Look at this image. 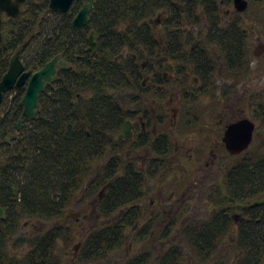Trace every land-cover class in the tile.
<instances>
[{
    "label": "trees",
    "instance_id": "16d2710c",
    "mask_svg": "<svg viewBox=\"0 0 264 264\" xmlns=\"http://www.w3.org/2000/svg\"><path fill=\"white\" fill-rule=\"evenodd\" d=\"M87 1L75 0L61 14L49 9L50 0H28L19 18L4 23L0 81L24 46L22 60L31 75L58 56L68 68L60 69L41 94L36 118L23 114L27 82L14 89L10 113L0 122V194L14 202L8 201L0 238L16 233L22 217L52 221L78 193L93 195L104 188L105 197L97 206L104 223L85 237L77 264H194L183 248L167 246L175 220L161 225L151 216L141 223L148 182L136 163L112 150L118 144L112 135L130 118L128 107L142 100L145 80L154 87H171L172 78H185L193 66L202 83L193 90L208 95L216 82V54L224 76H241L250 67L249 33L240 15L226 19L222 0H94L89 24L77 28L74 19ZM49 15L58 20L53 27L45 25ZM161 29L163 40L157 35ZM93 31L98 37L95 53L89 43ZM183 97L190 103L197 99L185 89ZM254 107L259 137L264 134V102L254 101ZM235 120L229 113L222 117L221 139L226 124ZM157 150L168 154L167 148ZM236 159L226 173L225 195L210 199L215 208L208 219L181 228L200 264H227L215 257L229 237L233 216L240 219L234 244L244 253L236 264H264V149ZM14 189L19 192L15 198ZM57 230L29 242L34 249L28 264H65L56 252L62 236ZM131 231L136 241L150 247L133 258L126 253ZM4 258L0 252V264H13Z\"/></svg>",
    "mask_w": 264,
    "mask_h": 264
},
{
    "label": "rangeland",
    "instance_id": "374dc122",
    "mask_svg": "<svg viewBox=\"0 0 264 264\" xmlns=\"http://www.w3.org/2000/svg\"><path fill=\"white\" fill-rule=\"evenodd\" d=\"M228 2V0H222L223 15L228 20L233 19L234 15V18L240 15L239 20L243 22V26L249 33L251 61L247 71L244 70L241 76L235 78L224 76V64L220 56L216 54L215 58L218 62L216 82L215 87L212 86L211 93L208 95L198 94L193 90V86L200 88L202 86L193 66L189 67L190 72L188 71L186 79L172 78L171 87L163 89L154 87L151 83L149 84V80H145L142 82V100L138 104L128 107V109H135V114L131 119L125 120V122H133L132 129L136 132L134 140L132 142L117 141V134L112 135L114 141L118 143L115 149L112 145V150L123 153L126 161L136 163L140 170L146 169L144 161L147 148H151L153 151L168 149V154L159 156L162 159L160 175L148 183V195L142 203L145 212L143 219L146 220L145 217L151 216L156 217L161 225L175 220L173 223L176 226L171 229L167 246L183 248L191 260H194V264L200 263L196 262L182 235V226L208 219L215 208L210 199L217 200L225 195L226 173L232 164L238 162L236 157L247 152L254 153L264 149V134L256 136L259 129L258 123L254 120V101L262 100L264 102V2L258 5L253 0H247L248 8L244 13L236 11L233 0L230 4H227ZM54 18L50 15L47 16L44 21L45 25L53 27V24L58 22ZM161 23L160 21L158 25ZM157 35L163 40L162 29L157 32ZM182 82H184L183 85L180 84ZM183 89L189 91L190 96H197V99L192 103L186 101L183 97ZM14 96V93L6 95L0 105V122L10 113ZM187 110H190L189 116L185 114ZM226 113L231 114L235 119L248 118L256 123L252 145L246 152L234 157L229 155L221 139V129L224 126L222 117ZM194 122L196 123L195 127H193ZM162 140L166 144L165 146L161 144L158 148V141ZM130 150L132 152L128 155ZM153 158H157L156 152ZM97 170L99 169L94 172ZM105 194L104 188L93 195H86L84 192L78 193L66 212L55 217L52 221L20 218L16 233L11 238L5 239L4 248L11 251L16 247L29 250L31 248L29 242L34 239L36 234L38 237H43L50 231L57 230L54 228L58 226L62 227L57 230L58 234H62V236L58 241L56 252L65 264H77L76 260L81 255L85 237L90 231L100 228L104 223L97 206ZM235 217H232L233 226L229 231V237L225 239L215 257L216 261L223 260L227 264H236L244 256V253L234 244L240 221ZM148 219L141 223H148ZM34 226H38L39 230L43 231L32 233ZM134 233L135 231H131L129 234L126 246V253L130 258L150 250L148 243L135 240ZM111 262L101 264H113Z\"/></svg>",
    "mask_w": 264,
    "mask_h": 264
},
{
    "label": "water",
    "instance_id": "95a60500",
    "mask_svg": "<svg viewBox=\"0 0 264 264\" xmlns=\"http://www.w3.org/2000/svg\"><path fill=\"white\" fill-rule=\"evenodd\" d=\"M75 0H50L49 9L61 14L67 13ZM235 9L238 13H244L248 8L247 0H233ZM27 0H0V42L3 40L2 36V14L6 13L8 16L18 18L21 16L22 7ZM95 1L88 0L84 8L75 17L73 25L77 28L86 27L90 18L89 15L94 7ZM96 32H91L89 37L90 51L95 53L98 48ZM25 46L23 47V49ZM23 49L19 50L11 60L7 73L0 81V105L4 101L5 94L12 91L15 87H22L29 80L28 87L21 105L23 106V114L27 118H36L37 109L39 107L40 95L45 92L46 87L52 84L57 75L59 63L60 67L65 69L67 64L60 60L61 57L54 58L41 71L35 73L30 77V73L26 71V67L22 61ZM130 122L124 124L120 132L122 138H127ZM21 128V122L19 123ZM256 131V123L248 118L239 119L228 124L225 128L222 141L231 157L241 155L246 152L253 143ZM4 211L0 208V217L4 216ZM239 219V216L235 217Z\"/></svg>",
    "mask_w": 264,
    "mask_h": 264
},
{
    "label": "flooded vegetation",
    "instance_id": "af4514ba",
    "mask_svg": "<svg viewBox=\"0 0 264 264\" xmlns=\"http://www.w3.org/2000/svg\"><path fill=\"white\" fill-rule=\"evenodd\" d=\"M28 1V0H27ZM26 5V4H25ZM24 5V6H25ZM24 6L22 7V10H23V8H24ZM246 12V11H245ZM8 18H13V17H10V16H8L6 13H3L2 14V28H1V31H2V36H3V40H2V42L4 41V35H3V30H4V23H5V21L8 19ZM193 31L194 32H197L198 31V29L197 28H194L193 29ZM2 42H0V43H2ZM254 55V54H253ZM146 64L147 63H145L144 65H143V68L146 66ZM57 68L59 69L58 70V74H59V71H60V69H61V67H60V65H59V63L57 64ZM67 68H68V66H67ZM194 68V67H193ZM66 69V68H65ZM190 72V71H189ZM58 76V75H57ZM198 77V76H197ZM57 78V77H56ZM199 78V77H198ZM183 79H186V77L185 78H183ZM200 81V80H199ZM201 82V81H200ZM16 88V87H15ZM14 88V89H15ZM14 89L12 90V91H9V92H7L6 94H5V96L6 95H8V94H10V93H13V91H14ZM47 89V88H46ZM134 108V107H133ZM135 109H130V111H129V113H128V115H129V117H130V119L133 117V115L135 114V111H134ZM38 113V112H37ZM21 122V128H22V123H23V120H21L20 121ZM19 122V123H20ZM127 122H130V124H131V126H130V129H129V132H128V137L127 138H122V136H120V132L121 131H119L118 133H117V137H116V140L118 141V140H121V141H126V142H132L133 140H134V138H135V135H136V132H135V130H133L132 128L134 127V125H133V122H131V121H127ZM126 123V122H125ZM145 123L143 122V125H144ZM229 124V123H228ZM228 124H226V126L228 125ZM18 126H19V124H18ZM226 126H225V128H226ZM21 128H19L18 127V130H21ZM225 131V130H224ZM19 137H18V135H15L14 136V141H16L17 139H18ZM14 141H11V139H10V137L7 139V142L11 145V146H13L14 144H15V142ZM147 143H148V141H146ZM161 144L163 145V140L162 141H158V148H160V146H161ZM154 151H156V150H154ZM151 148H147L146 149V152H147V154H146V157H145V161H144V164H145V166H146V169L145 170H141L142 172H143V174H144V177H145V179L147 180V182L149 183V181L150 180H152L153 178H156V177H158L159 175H160V172H161V162H162V159H160L159 158V156L161 155V154H163V152H156L157 153V158H153V156H154V152ZM131 150L128 152V155H130L131 154ZM151 154H153V156H151ZM150 164V165H149ZM14 198L15 197H17L18 196V194H19V192H18V190L17 189H14ZM8 201H11V203H14L13 202V199L12 198H8ZM8 201H7V199H6V197H4V198H2L1 197V194H0V208L4 211V216L3 217H0V233H1V223L7 218V216H8V211H7V208H8V206H9V203H8ZM79 216V215H78ZM66 217H68V215H66ZM146 218V220L145 219H143V220H145V221H147V219L148 218H150L151 219V217H145ZM150 219H148L149 221H150ZM39 222V221H38ZM144 222V221H143ZM60 224V223H59ZM43 230H39V227L38 226H34L33 227V231H32V233H41ZM39 235H41V234H39ZM12 237V235L10 236V238ZM36 237H38V234H36L35 236H34V239L36 238ZM33 239V240H34ZM4 239L2 240L1 238H0V244H2L3 245V247L2 248H0V252L2 253V254H4L5 255V260L7 261L8 260V262H12L13 264H28V255L33 251V249L34 248H30L29 250L27 249V248H20V247H16L15 249H13L12 251L11 250H7V249H5L4 248Z\"/></svg>",
    "mask_w": 264,
    "mask_h": 264
}]
</instances>
